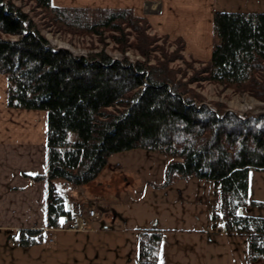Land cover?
Listing matches in <instances>:
<instances>
[{
    "label": "trees",
    "instance_id": "16d2710c",
    "mask_svg": "<svg viewBox=\"0 0 264 264\" xmlns=\"http://www.w3.org/2000/svg\"><path fill=\"white\" fill-rule=\"evenodd\" d=\"M32 1L59 29L100 37L111 32L123 54L133 46L145 57L118 58L104 49L77 55L55 47L29 13L0 0V71L9 79L8 104L48 111L47 170L31 176L48 183L47 226L68 224L74 214L55 178L91 182L113 153L144 148L172 158L170 176L213 180L222 193L227 231L247 234L251 260H264V217L242 211L250 170H264V114L241 115L202 103L172 66L176 51L163 48L151 62L157 50L151 24L131 8ZM213 27L216 42L201 70L205 78L264 100V11L215 10ZM13 235L24 248L40 244L45 229L22 228L7 236ZM139 239L138 264H159L163 231L145 228Z\"/></svg>",
    "mask_w": 264,
    "mask_h": 264
},
{
    "label": "rangeland",
    "instance_id": "374dc122",
    "mask_svg": "<svg viewBox=\"0 0 264 264\" xmlns=\"http://www.w3.org/2000/svg\"><path fill=\"white\" fill-rule=\"evenodd\" d=\"M11 1L30 14L55 47L68 48L77 55L104 49L118 58L124 55L133 60L145 58L133 46L123 54L111 32L100 37L88 32L59 29L50 15L34 1ZM168 3H163L166 25L162 24L158 12L151 14L149 11L144 15L134 12L146 17L151 24L148 31L155 37L152 45L157 49L151 62L155 63L156 56L163 55V48L168 52L176 51L172 66L178 69L182 80L189 82V89L201 98L202 103L241 115L264 114V100L243 87L206 79L201 71L210 60L216 42L213 27L215 10L263 12L264 0H211L212 7L208 6V0L196 2L197 5L193 0H184L183 3L175 0L177 7L171 8V12ZM134 42L135 36L131 34L129 43L133 45ZM41 110L47 112L48 121V111ZM171 160L170 156L158 151L144 148L125 150L113 153L106 167L91 182L67 184L59 177L53 180V184L72 204L73 211L76 210L74 200L80 199L87 204L85 210L97 209L105 223L116 212L123 216L131 235L127 247L130 248V261L123 260V256L118 260L119 255L114 253L118 252L122 242V238L117 236L113 240V247L116 244L113 256L107 257L111 258L108 264H138L141 231L151 227L163 231L158 249L159 264H264V260H251L247 234L227 231L222 193L215 182L194 174L173 173L170 176L167 166ZM38 181L47 183L43 179ZM249 183L248 201L242 211L264 217V204L253 202H264V170L251 169ZM95 201H99L100 206ZM108 205L111 208L108 209ZM124 227L123 232L127 230ZM9 231L11 234L16 232L14 229H0V264H24L25 257L29 259L31 255L26 247L17 245L15 235L8 238ZM133 235L136 236L134 240ZM33 263L31 258L30 264Z\"/></svg>",
    "mask_w": 264,
    "mask_h": 264
},
{
    "label": "crops",
    "instance_id": "0c3cea01",
    "mask_svg": "<svg viewBox=\"0 0 264 264\" xmlns=\"http://www.w3.org/2000/svg\"><path fill=\"white\" fill-rule=\"evenodd\" d=\"M165 1L169 2L170 12L171 8L177 7L175 0H62L61 3L53 0V3L69 7L131 8L142 15L149 11L151 14L158 12L164 24ZM193 1L201 3V0ZM208 6L212 7L211 0H208ZM47 152V112L9 107L8 76L0 72V229H14L16 232L22 228L45 229V237L40 244L26 247L31 256L29 259L25 257L24 264H30L31 258L33 264H108L111 258L107 257L113 256V248L116 247V244L113 247V240L117 236L122 238V242L118 252L114 253L119 255L118 260H122L123 256V260L129 262L130 248L127 247L131 240L130 230L123 216L117 212L107 224L99 213L93 218L92 229L89 230H74L66 224L61 227L47 226V183L31 179L33 175L46 172ZM95 202L100 206L99 201ZM73 205L76 207L74 213L87 207L80 199L74 200ZM124 226L129 235L127 230L123 232ZM134 237L136 239L133 235L132 240Z\"/></svg>",
    "mask_w": 264,
    "mask_h": 264
},
{
    "label": "built area",
    "instance_id": "2783aa9c",
    "mask_svg": "<svg viewBox=\"0 0 264 264\" xmlns=\"http://www.w3.org/2000/svg\"><path fill=\"white\" fill-rule=\"evenodd\" d=\"M98 215L97 209L79 210L72 218L69 228L74 230H89L92 228V219Z\"/></svg>",
    "mask_w": 264,
    "mask_h": 264
},
{
    "label": "water",
    "instance_id": "95a60500",
    "mask_svg": "<svg viewBox=\"0 0 264 264\" xmlns=\"http://www.w3.org/2000/svg\"><path fill=\"white\" fill-rule=\"evenodd\" d=\"M68 207H70V205L68 204Z\"/></svg>",
    "mask_w": 264,
    "mask_h": 264
}]
</instances>
